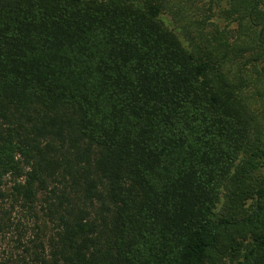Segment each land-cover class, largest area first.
I'll return each instance as SVG.
<instances>
[{
    "label": "trees",
    "instance_id": "obj_1",
    "mask_svg": "<svg viewBox=\"0 0 264 264\" xmlns=\"http://www.w3.org/2000/svg\"><path fill=\"white\" fill-rule=\"evenodd\" d=\"M14 209L0 264H264V0H0Z\"/></svg>",
    "mask_w": 264,
    "mask_h": 264
},
{
    "label": "rangeland",
    "instance_id": "obj_2",
    "mask_svg": "<svg viewBox=\"0 0 264 264\" xmlns=\"http://www.w3.org/2000/svg\"><path fill=\"white\" fill-rule=\"evenodd\" d=\"M10 218L14 224L23 223V227H25V229L21 228L18 231H15L12 228L8 229L7 227L2 226L3 222L0 220V256L5 259L10 258V256L16 257L17 254L21 255V249L16 247V241L18 238H21L19 239L21 241H26L27 237H24V235L27 233L29 227L27 219L22 218L21 211L19 209H14ZM18 221H20V223H18Z\"/></svg>",
    "mask_w": 264,
    "mask_h": 264
}]
</instances>
